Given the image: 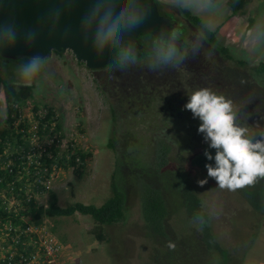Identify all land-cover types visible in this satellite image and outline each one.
<instances>
[{"label":"trees","instance_id":"obj_1","mask_svg":"<svg viewBox=\"0 0 264 264\" xmlns=\"http://www.w3.org/2000/svg\"><path fill=\"white\" fill-rule=\"evenodd\" d=\"M250 1L227 0V5L232 14L244 15ZM155 2L162 6L159 1ZM181 12L221 54L228 60L233 59L228 47L219 43L216 31L208 29L189 11ZM252 22L249 18V24ZM116 56L113 64L94 69L105 74L99 83L117 122L107 141L115 156L110 196L100 206L80 201L60 206L56 193L38 182L39 176L47 178L53 169L60 167H71L80 176L91 153L81 149L72 138L68 139L67 147H62L65 137L60 133L61 124L52 106L34 104L33 120L23 116L33 98V85H15L0 72V108L5 106V115H0V193L5 192V197L0 194V227L10 220L25 230L30 225L37 226L44 216H70L79 212L92 217L95 225L91 233L103 241L102 225L121 222L126 202L138 195L142 233L151 242L152 264H241L242 258L233 260L230 251L216 240L195 184L196 175L203 176L202 171L207 172L205 165L215 166V161H209L204 155V134L198 132L201 121L184 109L191 93L186 91L188 86L178 84L179 78L170 72L173 69L168 64L153 60L137 64L141 59L133 57L132 62L122 65L121 52ZM16 61L25 66L30 62L28 58ZM154 62L156 66L152 65ZM228 66L226 90L214 81L205 86L196 84L193 90L209 88L227 98L228 88L238 86L240 80L250 88L256 85L262 88L258 94L264 100V61L249 66L245 60L236 59L234 66ZM32 126L37 140L46 142L39 144L30 140ZM39 150L40 154L28 158L26 152ZM46 191L47 205L38 203L33 194ZM178 212L193 221L184 235L172 225V217ZM28 239L36 240L37 234L31 231L21 235L22 241ZM0 264L10 263L0 259Z\"/></svg>","mask_w":264,"mask_h":264},{"label":"rangeland","instance_id":"obj_2","mask_svg":"<svg viewBox=\"0 0 264 264\" xmlns=\"http://www.w3.org/2000/svg\"><path fill=\"white\" fill-rule=\"evenodd\" d=\"M226 4L225 0H197V5L191 0H175L177 7H170L179 9L178 6H182L212 31L219 25L216 30L218 41L228 47L233 57L228 60L229 65L234 66L236 59L245 60L249 66L264 61V0H251L244 15L230 14ZM158 10L161 15L170 17L168 7L160 5ZM249 18L253 19L250 24ZM138 40L148 46V55L137 64L156 61L161 44L147 35H140ZM41 61L39 71L28 78L23 74V63L0 57V72L15 85H33V98L22 112L23 116L33 120L31 107L34 104L52 106L61 124L64 141L72 138L81 149L91 153L80 176H76L71 167H60L51 172L48 190L56 193L58 204L66 206L80 201L100 206L110 196L115 156L107 147V141L117 126L99 83L105 74L87 68L70 51L54 52ZM152 65L156 66V63ZM247 92L255 93V96L242 98L244 90L238 86L228 88L226 96L233 101L237 122L249 129L253 142L264 140V100L256 95V89ZM0 115H5L4 105ZM141 129L143 131L144 125ZM143 134L147 136L145 131ZM30 140L42 144L40 140L31 137ZM202 143L214 157L216 150L209 148L205 139ZM202 173L203 176L201 173L196 175L195 184L210 216L209 224L216 240L230 251L233 260L242 258L241 264H264V179L233 192L219 188L215 179L205 171ZM201 180H207V183L201 186L198 183ZM33 195L38 203L47 205V191ZM140 204V197L133 196L126 202L121 222L102 225L103 241L91 233L95 225L92 217L79 212L70 216H44L33 229L40 238L47 235L61 245L60 252L55 255V264H152L151 242L142 233ZM192 224V219L183 212L172 217V225L182 235Z\"/></svg>","mask_w":264,"mask_h":264},{"label":"clouds","instance_id":"obj_3","mask_svg":"<svg viewBox=\"0 0 264 264\" xmlns=\"http://www.w3.org/2000/svg\"><path fill=\"white\" fill-rule=\"evenodd\" d=\"M119 5V6H118ZM145 17L140 0H94L93 7L83 18L86 35L90 33L93 47L103 54L109 47L121 52V64L132 62L133 50L124 46L127 33L137 29ZM29 33V38L32 37ZM17 33L12 25H0V43H14ZM177 57L174 46H169L162 56L164 63ZM41 58L33 57L23 69L25 77L31 78L41 67ZM184 109L198 118V132L204 134L215 156L205 151L204 155L213 164H206L208 176L215 179L219 188L236 191L253 186L264 179V140L253 142L249 129L237 123L233 101L218 95L209 88L190 93ZM202 186L207 180L198 181ZM170 247L174 245L170 244Z\"/></svg>","mask_w":264,"mask_h":264},{"label":"water","instance_id":"obj_4","mask_svg":"<svg viewBox=\"0 0 264 264\" xmlns=\"http://www.w3.org/2000/svg\"><path fill=\"white\" fill-rule=\"evenodd\" d=\"M93 3L94 0H0V25H12L17 33L14 43H0V57L44 59L54 52L70 51L91 70L113 64L119 50L109 47L98 54L82 23ZM140 3L145 13L143 22L124 37V46L131 47L136 57L144 53L139 35H151L173 44L170 31L178 28L176 22L160 14L155 0ZM29 33L33 34L31 38Z\"/></svg>","mask_w":264,"mask_h":264},{"label":"flooded vegetation","instance_id":"obj_5","mask_svg":"<svg viewBox=\"0 0 264 264\" xmlns=\"http://www.w3.org/2000/svg\"><path fill=\"white\" fill-rule=\"evenodd\" d=\"M168 11L171 12L170 17L168 18L172 22H176L178 28L170 31V37L173 40V44L169 43L167 40H160L154 37V39H156L162 46L160 56L159 58L157 57L156 60L157 64H168L172 67L173 70L170 72H174V74L178 76V84L188 86L186 91L188 90L189 93L194 91L193 89L196 88V84L205 86L206 83L212 81H214V83H221L226 90L225 80L227 82L226 73L228 72L227 68H229L228 59L220 53L213 42L208 40L198 30L184 13L174 7H168ZM175 42H178V44ZM141 45L144 53L140 57L133 55L136 60H139L146 55L145 46L144 44ZM169 46L175 47L177 57L169 63H164L162 61V56L167 52ZM115 59H117V56ZM239 84L241 85L239 86ZM239 84H237L238 87L241 89L244 88L242 89L244 90L242 98L255 96V93H248L247 91L251 89H256L258 91L260 88L257 85L250 88L249 84L241 82L240 80ZM256 95H259L258 92Z\"/></svg>","mask_w":264,"mask_h":264},{"label":"built area","instance_id":"obj_6","mask_svg":"<svg viewBox=\"0 0 264 264\" xmlns=\"http://www.w3.org/2000/svg\"><path fill=\"white\" fill-rule=\"evenodd\" d=\"M31 139L37 140V134L34 127H31ZM64 141V140H63ZM68 141V139L66 140ZM63 142V147L68 146V142ZM46 140H41L43 144ZM28 158L35 156L39 151L26 152ZM46 170V169H45ZM37 178L40 184H43L47 189L50 188V176ZM5 197V192L0 193ZM11 202L12 199H9ZM34 231L33 225L22 230L18 225L13 224L10 220H6L5 225L0 227V259L6 260L10 264H55L56 254L60 252L61 245L47 235L43 238L37 234V239L21 240V235L25 232ZM22 245V246H21ZM28 246L36 247V250H30Z\"/></svg>","mask_w":264,"mask_h":264},{"label":"crops","instance_id":"obj_7","mask_svg":"<svg viewBox=\"0 0 264 264\" xmlns=\"http://www.w3.org/2000/svg\"><path fill=\"white\" fill-rule=\"evenodd\" d=\"M157 1H159L161 4H162V7H164V8H166V7H170V6H176L175 5V0H157ZM225 1H227V0H225ZM191 2L194 4V5H197V0H191ZM227 5V4H226ZM177 7V6H176ZM178 8L180 9V10H185L182 6H178ZM230 9V8H229ZM228 12H230V14H232L231 13V10L229 11L228 10ZM234 16V15H233ZM222 24V23H221ZM218 28H219V25H218ZM218 28H216V30L218 29ZM216 30H214V31H216Z\"/></svg>","mask_w":264,"mask_h":264}]
</instances>
